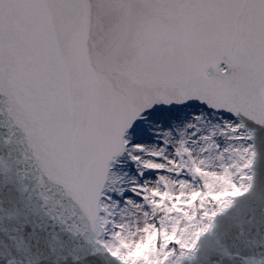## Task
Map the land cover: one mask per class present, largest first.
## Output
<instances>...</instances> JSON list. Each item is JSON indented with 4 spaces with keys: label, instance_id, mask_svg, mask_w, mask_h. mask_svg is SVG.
I'll return each instance as SVG.
<instances>
[{
    "label": "snow or ice",
    "instance_id": "obj_1",
    "mask_svg": "<svg viewBox=\"0 0 264 264\" xmlns=\"http://www.w3.org/2000/svg\"><path fill=\"white\" fill-rule=\"evenodd\" d=\"M0 264H264V0H0Z\"/></svg>",
    "mask_w": 264,
    "mask_h": 264
}]
</instances>
